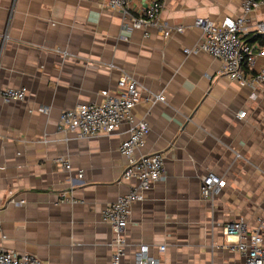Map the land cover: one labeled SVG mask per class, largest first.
Listing matches in <instances>:
<instances>
[{"label":"crops","instance_id":"obj_1","mask_svg":"<svg viewBox=\"0 0 264 264\" xmlns=\"http://www.w3.org/2000/svg\"><path fill=\"white\" fill-rule=\"evenodd\" d=\"M148 1L129 0V10L136 14ZM163 2L160 20L183 27L167 38L152 27L149 37L121 30V13L105 0H0V90L28 94L25 101L0 97V246L47 264H110L112 230L101 211L135 183L121 177L127 124L88 139L57 127L62 110L98 103L102 90L117 93L122 69L165 95L133 109L150 128L144 150L164 153L165 173L131 204L122 262L134 264L146 245L157 264H243L225 247L236 239L223 225L244 218L253 229L262 217L264 83L241 86L221 60L185 52L202 38L197 17H235L242 0ZM252 19L264 22V9ZM58 155L70 170L54 162ZM209 171L223 185L206 201L200 181ZM64 193L77 202L62 201ZM12 197L25 202L14 205ZM261 235L264 243V229Z\"/></svg>","mask_w":264,"mask_h":264},{"label":"built area","instance_id":"obj_2","mask_svg":"<svg viewBox=\"0 0 264 264\" xmlns=\"http://www.w3.org/2000/svg\"><path fill=\"white\" fill-rule=\"evenodd\" d=\"M106 6L121 13V30L132 32L135 29L145 30L144 36L149 37L148 28H156L163 37L167 38L174 32L183 31L182 26H170L160 20L164 8L163 0H149L147 5L138 13L129 10V0H105ZM260 8L264 9V0H242L241 12L235 17H225L220 21L207 17H197L195 26L200 29L201 40L194 47L185 49L187 54L204 52L221 60L223 73L241 86H253L264 83V44L250 41L254 34L264 33V22L254 21L252 15ZM125 38V37H124ZM67 57L66 51H61ZM109 67H115L109 63ZM116 82L117 93L109 90L100 91L102 100L98 103H83L74 108L62 110L59 116L58 131L73 133L77 138L88 139L109 136L123 124H127L124 131L127 136L123 139L118 150L125 159L122 179L135 180L130 190L107 204L101 211V220L112 230L110 264H127L122 259L126 254L128 241L126 227L131 213V204L142 201L146 192L164 178V153L162 151L146 152V135L150 128L144 118L136 120L133 109L145 102L154 105L164 102L165 95L157 93L140 83L126 70ZM27 89L5 88L0 90V97L6 102L25 101ZM39 111H48L40 106ZM245 111L238 113V117L245 116ZM54 162L68 171L71 168L64 156L58 155ZM78 177L82 171L78 170ZM223 185L222 178L209 171L201 177L200 195L202 199L211 201L218 195ZM64 193L62 201L77 202L76 199ZM10 203L23 205L25 200L12 197ZM264 229V205L262 217L255 228L250 229L244 218L229 221L223 225L224 234L234 237L225 246L232 252H239L244 259L243 264H264V243L261 231ZM230 239V238H229ZM165 247L160 246L163 250ZM0 264H47L38 256L31 253H19L0 246ZM134 264H157V260L148 255V247L140 245L134 257Z\"/></svg>","mask_w":264,"mask_h":264},{"label":"trees","instance_id":"obj_3","mask_svg":"<svg viewBox=\"0 0 264 264\" xmlns=\"http://www.w3.org/2000/svg\"><path fill=\"white\" fill-rule=\"evenodd\" d=\"M257 40V41H259L260 43H262V44H264V33L263 34H254L253 36H251L250 38H249V40Z\"/></svg>","mask_w":264,"mask_h":264}]
</instances>
